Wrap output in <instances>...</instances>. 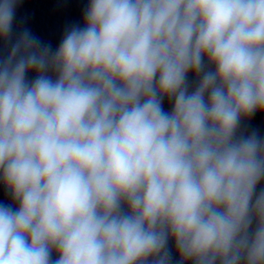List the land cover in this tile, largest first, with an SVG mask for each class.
<instances>
[{"label": "clouds", "instance_id": "obj_1", "mask_svg": "<svg viewBox=\"0 0 264 264\" xmlns=\"http://www.w3.org/2000/svg\"><path fill=\"white\" fill-rule=\"evenodd\" d=\"M257 112L264 0H88L55 49L25 29L0 59V264H172L170 240L264 264Z\"/></svg>", "mask_w": 264, "mask_h": 264}]
</instances>
